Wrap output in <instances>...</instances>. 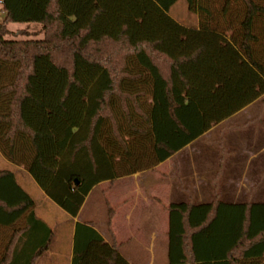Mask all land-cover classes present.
Instances as JSON below:
<instances>
[{
    "label": "trees",
    "instance_id": "obj_1",
    "mask_svg": "<svg viewBox=\"0 0 264 264\" xmlns=\"http://www.w3.org/2000/svg\"><path fill=\"white\" fill-rule=\"evenodd\" d=\"M178 1L0 0V150L72 221L101 183L154 169L264 96V0H186L198 27L170 16ZM10 24L44 39H7ZM107 206L111 243L77 224L73 264H129ZM34 208L0 170V228L13 227L0 264L48 250ZM168 210V264H264V203Z\"/></svg>",
    "mask_w": 264,
    "mask_h": 264
},
{
    "label": "crops",
    "instance_id": "obj_2",
    "mask_svg": "<svg viewBox=\"0 0 264 264\" xmlns=\"http://www.w3.org/2000/svg\"><path fill=\"white\" fill-rule=\"evenodd\" d=\"M240 115L248 118L249 123L256 122L258 124V129L250 136L256 143L257 138L264 135V128H262L264 125H260L261 122L264 123V96L227 120L234 119ZM226 121L215 126L202 137L223 126ZM195 142L182 151L193 146ZM245 153L250 156L249 162L228 165L230 166L228 170L231 176L229 179L230 186H234L235 199L264 202V161H252L264 154V147L257 149L254 144L253 146H248V151L246 150ZM0 154L2 153L0 152ZM175 156L152 170L122 177L113 183L108 181L101 183L90 192L78 216L73 221L62 210L67 216V225L65 227H58L57 224L50 226L45 219L39 218L36 213L38 204L29 194L35 202L34 212L36 217L53 231L52 241L48 250L38 257L34 264H40L45 254L51 251L53 246L54 249L57 248L55 252H59V256H62V247L64 249L66 242L69 245L65 250L68 251L67 260L69 264H73L77 224H93L94 229L110 244L111 235L107 227L108 204L113 211L110 230L115 238L120 255L129 264H168V234L170 230L168 208L173 204V201H182L187 198V202L193 203L194 200L200 197L203 198L198 187L202 185L201 182L205 177L203 172L205 169L201 164L193 163L188 167L186 164L173 162L172 159ZM4 159L8 161L5 157ZM12 165L15 168V171L12 172L16 175L18 185L25 191L23 185L29 184L31 176L24 168ZM190 170L193 171L191 174ZM218 170L221 174L223 167H218ZM191 175L196 178V186L191 185ZM180 176L187 177L186 180L188 182L184 181V184H182L183 179H180ZM176 180H180L181 184H177ZM39 194L40 208H45L49 202L57 206L40 188ZM198 195L200 196L198 197ZM215 199L219 200L218 197L213 200ZM43 217L46 218L48 216L43 214ZM61 231L65 233L63 237H61ZM12 234L13 227L0 228V251L6 247ZM57 235L58 238L56 239Z\"/></svg>",
    "mask_w": 264,
    "mask_h": 264
},
{
    "label": "rangeland",
    "instance_id": "obj_3",
    "mask_svg": "<svg viewBox=\"0 0 264 264\" xmlns=\"http://www.w3.org/2000/svg\"><path fill=\"white\" fill-rule=\"evenodd\" d=\"M216 8V14H218L221 7L217 5ZM170 16L175 21L185 26L198 27L199 25V16L189 12L186 0H179L171 9ZM0 21H3L2 17H0ZM8 28L13 33V36H9L7 39H44L43 27L40 24H10ZM260 125H264V123L261 122ZM258 127L259 126L256 122L249 123L248 118L244 115H240L234 119L227 120L223 126L214 129L210 134L200 138L193 144V146L182 151L172 159L173 162L186 164L188 167L193 163L201 164L205 169L203 170L205 174V177L203 178L204 180L201 182L202 185L198 187L200 195H202L203 198L200 197L199 199L194 200L193 204L209 203L216 197H218L220 201L226 203H264L260 201H243L242 199L236 200L233 192L234 186H230L229 179L231 176L229 175L230 171L228 170V167H230L228 166L229 164H244L250 161V156L245 153L246 150L248 151V146H253L255 144L257 149L264 147V135L263 137H258L256 143L254 142L255 140L250 138L251 134H253ZM3 156V154H0V170L15 171L14 166L6 161L4 159L5 156ZM252 161H264V154ZM220 166L223 167L221 174L218 170V167ZM20 167L25 169L24 166ZM189 172L191 174L193 171L190 170ZM183 177L180 176V179H183L182 184H184V181L188 182V180H186L187 177ZM195 180L196 178L191 175V185L196 186ZM176 183L181 184L180 180H176ZM23 188L37 202L38 208H36V213L39 218L45 219L50 226L57 224L58 227H65L67 225L66 214L57 206L51 204V202H49L45 208L39 207V188L31 177L29 179V184L23 185ZM200 195H198V197ZM182 201L187 202L188 199L186 198ZM182 201H173V203H180ZM43 214L48 217H43ZM62 231L61 237L65 234ZM58 235L56 236V239L58 238ZM68 246L69 245H67L66 242L64 249L62 247V256H59V252H55V249L57 248L54 249L53 246L51 251L45 254L40 264H69L67 260L68 251H65Z\"/></svg>",
    "mask_w": 264,
    "mask_h": 264
}]
</instances>
